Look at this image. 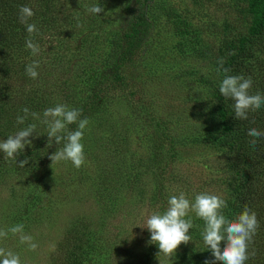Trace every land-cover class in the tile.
I'll use <instances>...</instances> for the list:
<instances>
[{
  "label": "rangeland",
  "instance_id": "obj_1",
  "mask_svg": "<svg viewBox=\"0 0 264 264\" xmlns=\"http://www.w3.org/2000/svg\"><path fill=\"white\" fill-rule=\"evenodd\" d=\"M129 1L60 0L81 10V33L68 35V43L54 48L53 41L47 49L37 80L41 96L23 94L19 102L0 104L2 111L15 110L0 117V141L36 125L29 137L32 143L17 162L0 152V230L23 224L24 234L38 245L31 251L10 231L0 238V247L17 254L21 264H48L71 219L83 214L97 219L95 228L100 224L106 238L116 234L111 264L129 262L126 250L133 262L145 256L150 233L139 225L152 214L150 202L162 167L173 168L166 180L168 199L181 192L193 202L203 192L226 194L222 179L227 149L204 137L219 127L209 112L206 51L240 0H154L148 8L151 35L126 65L125 84L107 85L97 107L80 117L89 121L82 139L84 165L77 169L71 161L52 164L50 155L64 145L48 144L43 112L58 104L88 108L90 94L117 50L120 17L126 15ZM93 5L104 12L88 14L86 7ZM24 107L40 119L29 115L24 124H17ZM76 129L77 124L68 126L69 131ZM168 148L176 153L173 160ZM24 159L36 166L30 174L16 171L15 165ZM170 258L161 254L150 264H167Z\"/></svg>",
  "mask_w": 264,
  "mask_h": 264
},
{
  "label": "trees",
  "instance_id": "obj_2",
  "mask_svg": "<svg viewBox=\"0 0 264 264\" xmlns=\"http://www.w3.org/2000/svg\"><path fill=\"white\" fill-rule=\"evenodd\" d=\"M153 1H129L126 15L120 17L122 33L113 59L108 64L109 70L105 69L100 74L98 86L89 97L90 105L87 109L82 107L81 116L97 107L107 85L125 84L126 65L132 62L151 35L153 23L148 8ZM23 5L31 7L35 13L29 20L38 29L31 37L40 48L39 54L35 56L25 46L29 34L19 18V8ZM234 11L229 22L221 26L219 35H215L207 45L206 54L211 71L207 76L209 112L219 127L209 130L204 137L225 145L228 152L227 170L222 179L226 190L222 198L227 202L223 214L234 220L247 207L256 213L259 221V227L248 245L249 259L245 264H264V137L257 138V145L253 148L249 144L252 137L247 134L251 127L264 131V106L250 111L247 120H238L234 116V101L224 98L219 92L225 76L243 75L245 78L251 77L253 81L250 93L260 92L264 95V0H240ZM82 15L79 8L68 6L60 0H0V104L19 102L23 94L24 98H29L27 96L30 94L42 95V91H37L41 86L37 82L39 75L36 79L28 77L26 66L35 60L39 62V67H44L49 55L47 49L52 48L53 41L54 48L55 45L68 43L65 39L68 35L75 37L81 33L79 27L82 22L78 17ZM67 16L75 19L68 21ZM37 71L40 72L39 68ZM101 83L105 86H100ZM14 111L0 109V117ZM175 157L176 153H169L170 160ZM18 163L15 168L19 173L30 174L36 167L29 163L19 167ZM172 169L167 171L162 167L158 191L150 202L152 214L165 210L169 192L166 180L169 181L167 175ZM189 214L186 219H191L193 223L189 230L192 240L188 244L182 243L167 264H205L206 260L220 264L214 261L211 251L203 242L201 233L205 222L194 212ZM96 220L86 214L71 219L48 264H111L109 259L116 249L113 247L116 234H112V239L106 238L100 224L95 228ZM158 252L157 245L148 244L145 256L133 262L126 250L129 259L126 264H150L157 259Z\"/></svg>",
  "mask_w": 264,
  "mask_h": 264
},
{
  "label": "clouds",
  "instance_id": "obj_3",
  "mask_svg": "<svg viewBox=\"0 0 264 264\" xmlns=\"http://www.w3.org/2000/svg\"><path fill=\"white\" fill-rule=\"evenodd\" d=\"M88 14H101L104 9L99 5L87 6ZM35 15L33 9L27 5L20 6V22L26 25L29 38L26 40V48L31 50L33 56L40 52L39 45L31 38L38 32L34 23H29L31 17ZM223 62L221 61V64ZM39 62L33 61L26 66V75L31 79H36L39 75L37 69ZM227 72V69H224ZM251 77L245 78L243 75L225 76L219 86V92L226 99L234 101V116L238 120H247L250 111H256L264 106V95L260 92L250 93L252 87ZM24 115H17V124H24L29 115L40 119L38 113L30 112L29 108L22 109ZM82 109L69 108L67 105L58 104L49 107L43 112L41 122L47 126L48 144L55 141L57 145L63 142V148L50 155L53 163L60 161H71L74 167L79 169L85 163L84 145L82 143L84 130L89 121L85 117L81 119ZM77 124V129L69 131L68 126ZM36 130L35 124H29L26 128L17 131L14 135H9L5 140L0 141V152H3L5 159L17 162V156L22 153L25 146L31 144L29 137ZM248 136L252 137L249 144L255 148L257 138L264 137V131L251 127L248 129ZM28 164V160H20L19 167ZM227 207V202L221 196L203 192L195 195L194 202L190 201L181 192L179 195H172L168 199V207L162 213L150 215L142 228H146L150 233L149 244L158 246L161 254L171 257L176 254L178 247L188 244L192 238L189 230L192 229L191 219H186L189 212L202 219L205 224L202 230L203 242L211 251L214 261L220 264H245L249 259L248 245L255 235L259 221L255 212L247 207L238 214L236 219L230 220L223 214V209ZM19 235L21 244H27L29 250L35 251L38 245L33 242L30 235L24 234V225L17 224L8 231L0 230V238H6L8 232ZM223 247H221V242ZM254 255V252L252 253ZM0 264H21L17 254L0 247ZM205 264H213L212 261H205Z\"/></svg>",
  "mask_w": 264,
  "mask_h": 264
}]
</instances>
